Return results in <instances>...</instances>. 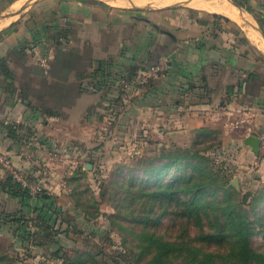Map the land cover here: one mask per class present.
Returning a JSON list of instances; mask_svg holds the SVG:
<instances>
[{
	"label": "crops",
	"instance_id": "1",
	"mask_svg": "<svg viewBox=\"0 0 264 264\" xmlns=\"http://www.w3.org/2000/svg\"><path fill=\"white\" fill-rule=\"evenodd\" d=\"M222 1L231 4L229 0H206L205 7L196 8L214 13L215 19L206 23L181 15L153 23L159 30L157 36L151 38L148 33L141 45L149 60L170 58L171 68L156 82L138 87L130 103L119 95L118 85L122 74H128L136 63L128 43L140 41L129 37L134 23L141 20L130 25L126 20L119 22L116 19L123 14L115 15V9L102 2L38 0L28 8L36 20H28L24 10L22 20L0 29V150L43 191L41 196L26 197L9 193L3 184L11 175L0 167V233L14 225L22 230L28 227L26 223L40 219L47 223L42 215L63 209L57 202L66 193V188H59L65 166L52 159L55 151L73 154L85 166L86 154L111 145L112 135L133 130L135 122L148 138H156L157 146L167 147L171 142L189 141L196 131L225 121L226 133L233 136L228 140L231 148H240L241 157L235 160L239 167L247 166L245 157L264 166V158L246 143L248 134L232 128L234 119L249 111L254 114L256 130L264 129V63L246 55L247 33L239 24V10L231 4L219 12L216 9L220 3L224 5ZM4 2L0 0V7ZM177 2L181 1L157 7ZM244 2L264 30V0ZM211 4L216 7L213 11L208 10ZM52 11L55 17L50 20L46 15ZM224 20L238 32L235 45L220 22ZM150 22L147 18L146 23ZM8 23V19L0 22V28ZM220 23L222 29L216 27ZM120 30L127 34L121 35ZM248 34L255 39L254 32ZM114 112L116 118L110 116ZM214 112L219 116L212 117ZM111 119L118 121L108 137ZM126 139L129 146L137 145V140ZM78 168L74 175L81 170ZM5 213L11 215L8 220L2 219Z\"/></svg>",
	"mask_w": 264,
	"mask_h": 264
},
{
	"label": "rangeland",
	"instance_id": "2",
	"mask_svg": "<svg viewBox=\"0 0 264 264\" xmlns=\"http://www.w3.org/2000/svg\"><path fill=\"white\" fill-rule=\"evenodd\" d=\"M11 1L5 0L1 5L0 15L17 12L24 5L38 0H18L14 3ZM50 1L56 3L58 0ZM84 1L102 2L114 8L115 15L116 13L123 14L116 20H119V22L126 20L125 24L128 25L131 22L134 23L135 20H141V23H134L133 31L131 30L132 36L129 37V40L138 37L140 41L133 44L127 40L129 48L131 47L130 50L136 56V63L133 67H129V70L133 69L136 72L145 69L150 62L145 55L144 46L141 44L143 36L146 37L148 33L151 38L157 36L159 30L153 23L172 20L178 15L186 20H198L199 23H206L207 20L215 19L214 13L190 6V0H180L185 3L168 9H159L161 7L154 6L153 0L138 2L133 0L127 2L125 0L126 3L120 5L112 4L111 0ZM240 1L244 2V0ZM222 3L224 5L220 3L217 9L212 4L208 5V10L213 11L216 9L222 12L224 8H229L231 5L228 1H222ZM135 4L144 5V7L137 8L134 6ZM149 5L153 7L149 8ZM28 8L25 9L27 10L25 14H28V20H36L34 19L36 14L28 11L30 10ZM57 10L61 14V7H57ZM23 12L24 10L22 13L1 18L0 22L8 19L9 23L2 25L0 29L5 28L12 21L22 20ZM128 14H136L140 17L136 19ZM245 15L251 18L255 26L262 29V26L254 19L251 12L245 9ZM46 16L53 20L55 17L54 11ZM143 17L151 19L149 25L146 20L142 19ZM220 22L225 24L224 29L226 28V32H230L231 42L235 45L238 42L236 36L238 32L232 28L231 24L228 25L227 20ZM222 24L220 23L216 27L222 29L224 26ZM239 24L246 29L247 33L246 55L251 59L257 58V60L259 59L264 63L263 36L249 23L244 21ZM161 27L165 26L161 25ZM220 31L223 32V30ZM249 31L255 33V39L249 37ZM120 33L121 35L127 34L124 30H120ZM254 35L252 34V36ZM121 61L120 59L119 62ZM166 73L151 79L140 88L151 84L153 81L156 82ZM113 110L116 111L114 108ZM110 116L113 117L114 114L112 113ZM117 121L114 119L108 121V133H106L108 137L111 136L110 128L115 126ZM225 124V121H220V124L215 128L208 127L206 130L196 131L189 141L171 142L170 146L165 147L162 145L159 147L155 144L156 138L154 136L148 138L142 127L139 126V122H135L133 127L131 125L133 130L131 129V131H127L120 136L119 133L116 136L112 135L111 145L98 150L96 154H86L83 161H88L93 165L90 170L86 165L83 166L82 162L75 158L73 154H69L66 164L52 158L65 166L64 178L59 188L60 190L66 188V193L60 201H56L62 204L63 209L55 212L51 210L49 215L48 213L42 215L47 217L49 221L47 223L40 222V219L38 222L26 223L28 227L22 228V230L16 229L14 225L8 227L5 231H1L0 264H150L156 258L157 253L155 245L150 243L151 235L163 241L174 243L175 249L172 254L164 258V264H203L205 259H202V255L189 251L186 242L188 241L191 244V239L194 246L200 247L205 252L221 254L231 252L233 250L231 242L207 244L195 240L201 233H204L203 231H215L219 228L220 223L216 218L218 211L216 207L206 208L202 220H199L200 223L198 220H188L183 216L182 208L176 205L177 201L175 200L162 205L159 201L140 196L139 192L142 188L138 184L142 179L145 180L154 175V173L152 175L147 174L141 171L140 168L150 165L151 160L156 164L165 161V159H160L161 154L166 152L173 144L195 150L206 157L207 165L220 178L219 184H222L220 187L224 186L222 171L228 172L229 185L238 189V193L234 198L237 208L242 213H246L254 225L250 236L251 245L256 251L264 252V166L257 164L258 162L247 161L245 157L243 159L247 166L239 167L235 160L237 156H240L238 154L240 148L237 146L231 148V142L228 140H231L233 136L229 132L226 133ZM119 130L121 131L120 128ZM243 131L239 130L238 132ZM126 137L137 140V145L132 144L129 146ZM143 139L149 141L146 143ZM76 163L77 166L74 167ZM78 166L81 170L74 175L75 171L79 169ZM178 167L181 168L179 173H183L184 165L179 164ZM175 169L176 166H173L166 170L163 175L164 179L168 180L176 174ZM236 177L238 178L237 184L234 183ZM132 178H134L135 185L133 184L130 190H126L121 186L120 182H126ZM218 191H221L219 192L221 195L224 192L222 189ZM41 193H43L42 189L35 194H32L29 190L28 196H41ZM230 196L227 195L226 198L228 199ZM202 202L205 204L206 196L202 199ZM216 206L224 205L222 203V205L218 204ZM10 217L9 213L2 214V219H9ZM184 247L186 250H184ZM231 260L232 255H228L227 258L217 260V264H229Z\"/></svg>",
	"mask_w": 264,
	"mask_h": 264
},
{
	"label": "trees",
	"instance_id": "3",
	"mask_svg": "<svg viewBox=\"0 0 264 264\" xmlns=\"http://www.w3.org/2000/svg\"><path fill=\"white\" fill-rule=\"evenodd\" d=\"M246 10L251 11V8L245 2L236 0ZM219 15V14H215ZM161 57H151L150 62L146 66H151L157 62ZM136 68V67H134ZM138 72V71H137ZM133 69L129 74H122L123 78H132L137 75ZM251 75H256L251 73ZM126 76V77H125ZM203 128L201 130H206ZM200 131V130H199ZM264 158V157H263ZM163 162L156 164L153 160L150 165L140 168L141 171L153 176L140 181L142 190L139 192L140 196L149 198L153 201H159L162 205L177 201L176 205L182 208V215L188 220H202L205 209L208 207H216L218 209L216 218L219 220V228L215 231H203L200 236L196 237L199 243L214 244L219 242H231L233 252L226 254L205 252L200 247L194 246L191 239L186 242L189 251H194L202 255L205 261L203 264H217V260L227 258L232 255V260L229 264H264V252L256 251L250 241L252 235L253 222L246 213H242L234 200L238 193L235 186L229 185V174L223 170V187L219 184L220 178L207 165V158L202 156L199 152L187 148H183L177 144H173L166 152H163L160 157ZM184 165L183 173H179L181 168L178 165ZM176 166V174L170 179L165 180L164 174L166 170ZM189 171V172H188ZM132 174V173H131ZM233 179V178H232ZM119 183V181H118ZM121 186L130 190L135 185L134 178L126 182H120ZM137 185V186H138ZM4 189L13 195L26 197L29 195V189L22 186L19 181H16L12 176H9L3 184ZM222 189V195L218 191ZM150 192V193H148ZM149 195V197H147ZM231 195L230 198H226ZM206 196L205 204L202 199ZM44 197H48L44 194ZM224 206H216L218 204ZM207 206V207H206ZM7 216V215H6ZM8 217V216H7ZM223 217V219H222ZM221 218V219H220ZM8 218H5V220ZM18 220V219H10ZM200 222V221H199ZM201 223V222H200ZM214 242V243H213ZM150 243L155 245L157 250L156 258L150 264H164L165 257L172 254L175 249L174 243L163 241L155 236H150ZM184 250L186 248L184 247ZM200 264V263H198Z\"/></svg>",
	"mask_w": 264,
	"mask_h": 264
},
{
	"label": "built area",
	"instance_id": "4",
	"mask_svg": "<svg viewBox=\"0 0 264 264\" xmlns=\"http://www.w3.org/2000/svg\"><path fill=\"white\" fill-rule=\"evenodd\" d=\"M37 51V50H36ZM45 64V59L42 60ZM171 68V59L168 57H162L157 62H155L151 66H146L145 69H141L137 72V75L132 78H121L120 83L118 85L120 89V94L123 100L127 103H130L137 91L138 87L147 84L151 79L160 76L162 73H166ZM116 117V113H113ZM219 112L211 113L212 117H218ZM254 114L249 111H244L238 115V118L232 122V128L234 130H244L248 135L258 136L260 139L259 146V157H264V129L261 132H258L255 128V121L253 119ZM69 155L63 151H57L53 154L52 158L56 161L62 162L66 164L68 162ZM77 166V163L74 167ZM0 167L7 170L10 175L16 180L19 181L23 187L28 188L32 194L39 193L42 189L41 186L32 182L28 179L25 174L16 167L13 160L9 156V154L2 152L0 150Z\"/></svg>",
	"mask_w": 264,
	"mask_h": 264
},
{
	"label": "water",
	"instance_id": "5",
	"mask_svg": "<svg viewBox=\"0 0 264 264\" xmlns=\"http://www.w3.org/2000/svg\"><path fill=\"white\" fill-rule=\"evenodd\" d=\"M229 1L231 2L232 5H234L235 7H237V8L241 11V13H242V18H243L244 20H247L245 14H244V13H245V8H244L241 4H239L236 0H229ZM184 3H185V2H177V3H174V4H170V5H167V6H163V7L159 8V9L175 8V7L180 6V5L184 4ZM29 6H30V3L24 5V6H23L19 11H17V12H12V13H8V14H1V15H0V19L3 18V17H9V16H13V15L19 14V13H21L23 10H25L26 8H28ZM134 6L137 7V8H143V7H144V5H136V4H135ZM148 7H149V8H152L153 6L149 5ZM251 25H252L253 27H255V28L260 32V34L263 36V38H264V31H263L260 27L255 26L254 24H251ZM246 143L249 144V145L253 148V150H254V152H255L256 154L259 153L260 139H259L258 136H255V135H248V137L246 138ZM92 166H93V165H92L91 163H87V164H86V167H87L89 170L92 168ZM234 183H235V184L238 183V178H237V177L234 179Z\"/></svg>",
	"mask_w": 264,
	"mask_h": 264
},
{
	"label": "bare ground",
	"instance_id": "6",
	"mask_svg": "<svg viewBox=\"0 0 264 264\" xmlns=\"http://www.w3.org/2000/svg\"><path fill=\"white\" fill-rule=\"evenodd\" d=\"M126 1L128 2L129 0H126ZM126 1L125 0H111V3L115 4V5H120L121 3L125 4ZM133 1L138 2L141 0H133ZM175 1H177V0H153L152 3L154 6H162L163 4H168V3L175 2ZM206 4H207L206 0H193L189 5L192 7H195V8H203L206 6ZM227 12L231 16H234V12L232 10H228ZM237 13H238L240 19H242L241 21L243 22L244 19L242 18L241 11L239 10V12L237 11ZM246 18H247V20H245V21H247L248 23H252L251 19H249L248 17H246Z\"/></svg>",
	"mask_w": 264,
	"mask_h": 264
},
{
	"label": "flooded vegetation",
	"instance_id": "7",
	"mask_svg": "<svg viewBox=\"0 0 264 264\" xmlns=\"http://www.w3.org/2000/svg\"><path fill=\"white\" fill-rule=\"evenodd\" d=\"M142 19H144V20H147V18H146V17H143Z\"/></svg>",
	"mask_w": 264,
	"mask_h": 264
}]
</instances>
